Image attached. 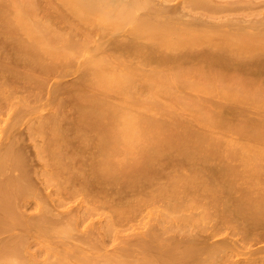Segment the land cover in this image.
I'll return each mask as SVG.
<instances>
[{
    "label": "rangeland",
    "instance_id": "rangeland-1",
    "mask_svg": "<svg viewBox=\"0 0 264 264\" xmlns=\"http://www.w3.org/2000/svg\"><path fill=\"white\" fill-rule=\"evenodd\" d=\"M97 4L0 0V264H264V0Z\"/></svg>",
    "mask_w": 264,
    "mask_h": 264
},
{
    "label": "bare ground",
    "instance_id": "bare-ground-1",
    "mask_svg": "<svg viewBox=\"0 0 264 264\" xmlns=\"http://www.w3.org/2000/svg\"><path fill=\"white\" fill-rule=\"evenodd\" d=\"M66 1H67L68 4H70V5L73 7V9H75V10L78 12V13H76V14H77V15L79 14V16H80V15H84V14H85L86 16H88V14H91V10H88L87 7H90V8H91V7H92V3H93V7H92V8H94L92 11L94 12L95 9H96V7L98 6V4H97L98 2H99V3H100V2H101V3H102V2H105V0H100V1H99V0H96V1H95V0H66ZM109 1H110V0H109ZM218 1H219V0H218ZM106 2H107V1H106ZM137 2H138V1H136V3H137ZM143 2H144V1H143ZM132 3L134 4L135 2H132ZM132 3H130V4H132ZM136 3H135V4H136ZM130 4H129V5H130ZM133 4H132V5H133ZM135 4H134L133 6L130 5V6H129L130 8H129L128 10L126 9V6H125V8H123V9H124V10H123V11H124L123 13H124L126 16H129V15H128L129 13H132V11L134 12V10H132V8H133L134 6H136V7L139 6V5H135ZM137 4H138V3H137ZM94 5H97V6L95 7ZM145 5H146V4H145ZM121 7H122V6H121ZM127 7H128V6H127ZM131 7H132V8H131ZM163 7H164V6H163ZM98 8H99V7H98ZM98 8H97V9H98ZM165 8H166V7H165ZM165 8H164V9H165ZM86 9H87V10H86ZM97 9H96V10H97ZM101 9H102V8H101ZM116 9H117V8H116ZM125 9H126L127 11H125ZM133 9H134V8H133ZM135 9H137V8H135ZM138 9H139V8H138ZM138 9H137V10H138ZM160 9H163V8H160ZM99 10H100V9H99ZM120 10L122 11L121 8H120L118 11H120ZM129 10H130V12H129ZM88 11H90V12L87 14ZM160 11H161V10H160ZM166 11H167V10H166ZM169 11H170V10H169ZM169 11H168V12H169ZM172 11H173V10H172ZM93 12H92V14H93ZM96 12H97L96 15H98V11H96ZM101 12H102V11H101ZM104 12H106V11H104ZM163 12H164V11H163ZM179 12H180V11H179ZM120 13H122V12H120ZM123 13H122V15H123ZM92 14H91V15H92ZM99 14H101L100 11H99ZM102 14H103V13H102ZM104 14H105V13H104ZM133 14H134V13H133ZM178 14H179V13H178ZM91 15H90V16H91ZM125 15H124V16H125ZM92 16H93V15H92ZM149 16H150V15H149ZM157 16H159V15L157 14ZM157 16H156V17L154 16V18L157 19ZM84 17H85V16H84ZM130 17H131V15L129 16V18H130ZM147 17H148V16L144 17V19L147 18ZM171 18H172V17H171ZM144 19H143V17H142V19H141V21H140V23H139L140 26L137 28L138 30L136 31V35H135V36H137V34H139V35H144V34H147V33H148V32H147V33L145 32L146 30H145L144 27H143L144 24H145V20H146V23H148L149 25H153V26H155V24H153V22H152V24L149 23V21H150V20H148V19H150L149 17H148L147 19H145V20H144ZM152 19H153V18H151V20H152ZM156 19H155V20H156ZM167 19H168V18H167ZM127 20H128V19H127ZM158 20H159V19H158ZM168 21H169V20H168ZM113 22L115 23V20H114ZM117 22H118V20H117ZM117 22H116V24H118ZM127 22H128V21H127ZM137 22H139V21H137ZM158 22H160V21H158ZM161 22H162V21H161ZM170 22H171V21H170ZM114 23H112V24L115 25ZM164 23H167V22L165 21ZM164 23H160V24H162V25L164 26ZM112 24H111V25H112ZM168 24H169V23H168ZM170 24H171V23H170ZM170 24H169V26H170ZM172 24H174V23H172ZM183 24H184V23H183ZM118 25H120V24H118ZM156 25H157V24H156ZM166 25H167V24H166ZM113 27H114V26H113ZM117 27H118V26H117ZM121 27H122V26H121ZM177 27L180 28L179 26H177ZM177 27L175 26V27L173 28V27L170 26V29L173 28L172 30H174V29L176 30ZM149 28H150V27H149ZM158 28H161V29H162L163 27H161V25L159 26V24H158ZM181 28H182V27H181ZM181 28H180V29H181ZM185 28H187V26H186ZM185 28H184V29H185ZM142 29H143V30H142ZM151 30H153L152 33H151V34H153V33H154V28H153V29H150V31H151ZM162 30L166 31L165 28H163ZM175 30H174V31H175ZM178 30H179V29H178ZM189 30H190V29H189ZM169 31H170V30H169ZM179 31H180V30H179ZM182 31H183V30H182ZM144 32H145V33H144ZM155 32H157V30H156ZM167 32H168V31H167ZM149 33H150V32H149ZM164 33H165V34H164ZM134 34H135V32H134ZM155 34H158V32L155 33ZM162 34H163V35H162V36H163V40H165V37H166V38L169 37V36H168L169 33L166 34V32H162ZM165 35H166V36H165ZM133 36H134V35H133ZM135 36H134V37H135ZM148 36H150V35H148ZM148 36H147V37H148ZM153 36H154V34H153ZM158 36H160V34H159ZM150 37H151V36H150ZM137 38H139V36H137ZM167 40H168V39H167ZM161 41H162V40H161ZM165 41H166V40H165ZM100 62H101V61H100ZM101 63H105V62L103 61V62H101ZM122 73H123V72H122ZM129 73H130V72H129ZM129 73H126L127 75H125V76H128ZM120 74H121V73H120ZM120 74H119V75H120ZM116 75H117V74H116ZM123 75H124V74H123ZM123 75H121V76H123ZM129 76H131V75H129ZM112 77H113V76H111V78H110L111 81L113 80ZM123 77H124V76H123ZM125 78H127V77H125ZM114 79H116V78L114 77ZM123 79H124V78H123ZM128 79H130V78L128 77ZM122 81H123V80H122ZM124 81H125V80H124ZM250 261H251V260H250Z\"/></svg>",
    "mask_w": 264,
    "mask_h": 264
}]
</instances>
